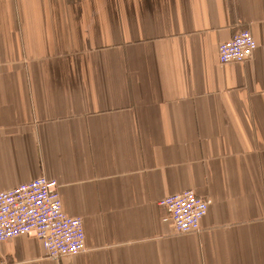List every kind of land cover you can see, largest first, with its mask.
I'll list each match as a JSON object with an SVG mask.
<instances>
[{
    "label": "crops",
    "instance_id": "crops-1",
    "mask_svg": "<svg viewBox=\"0 0 264 264\" xmlns=\"http://www.w3.org/2000/svg\"><path fill=\"white\" fill-rule=\"evenodd\" d=\"M39 176L85 250L0 264H264V0H0V191ZM186 189L209 206L177 234L158 200Z\"/></svg>",
    "mask_w": 264,
    "mask_h": 264
},
{
    "label": "built area",
    "instance_id": "built-area-1",
    "mask_svg": "<svg viewBox=\"0 0 264 264\" xmlns=\"http://www.w3.org/2000/svg\"><path fill=\"white\" fill-rule=\"evenodd\" d=\"M257 48L247 29L219 43L220 63L245 62ZM177 234L199 230L209 201L186 189L158 200ZM37 238L52 258L75 255L85 250V231L81 217L62 210L55 179L39 176L0 191V242L17 237Z\"/></svg>",
    "mask_w": 264,
    "mask_h": 264
}]
</instances>
